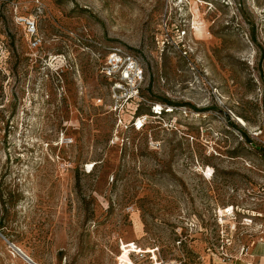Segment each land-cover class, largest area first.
Listing matches in <instances>:
<instances>
[{
    "label": "rangeland",
    "instance_id": "374dc122",
    "mask_svg": "<svg viewBox=\"0 0 264 264\" xmlns=\"http://www.w3.org/2000/svg\"><path fill=\"white\" fill-rule=\"evenodd\" d=\"M112 48L144 70L137 116ZM0 130V264H240L264 239V0H0Z\"/></svg>",
    "mask_w": 264,
    "mask_h": 264
},
{
    "label": "built area",
    "instance_id": "2783aa9c",
    "mask_svg": "<svg viewBox=\"0 0 264 264\" xmlns=\"http://www.w3.org/2000/svg\"><path fill=\"white\" fill-rule=\"evenodd\" d=\"M29 32L32 36L35 35L36 31L34 24H29ZM40 44L41 41L35 40V47L39 46ZM100 73L110 82L113 91V97L116 100L118 107H123L130 103H135L138 105L142 102L143 97L141 93L145 80V74L139 60L135 55L121 48L109 49L106 54L105 61L101 67ZM153 109H155V106ZM161 112V109L160 113L153 111V113L156 115H160ZM139 119L145 120L144 122H146L147 117H138L137 122ZM136 124L137 123L134 124V127L138 128ZM126 249H128L127 255ZM122 250H125V260H128L129 256L134 254L136 257L135 264H181L178 261H164L161 258L158 249H153L149 253H144L140 252V250H136V248H134V246L131 244L123 246ZM248 251V248H242L239 256H246ZM123 263L132 264V261Z\"/></svg>",
    "mask_w": 264,
    "mask_h": 264
},
{
    "label": "crops",
    "instance_id": "0c3cea01",
    "mask_svg": "<svg viewBox=\"0 0 264 264\" xmlns=\"http://www.w3.org/2000/svg\"><path fill=\"white\" fill-rule=\"evenodd\" d=\"M257 249L256 252H254ZM240 264H264V239L249 248L246 256H240Z\"/></svg>",
    "mask_w": 264,
    "mask_h": 264
},
{
    "label": "trees",
    "instance_id": "16d2710c",
    "mask_svg": "<svg viewBox=\"0 0 264 264\" xmlns=\"http://www.w3.org/2000/svg\"><path fill=\"white\" fill-rule=\"evenodd\" d=\"M141 95H142V97H143V94L141 93ZM144 98V97H143ZM163 103L165 104V105H167V106H174L173 105V103H171L170 101H163ZM139 112V106L137 105V108L135 109V112H134V116H137V113ZM162 112H163V110H162ZM162 112H161V114L160 115H162ZM172 113V112H171ZM139 114V113H138ZM149 116H155V114L154 113H150V114H148ZM147 115V116H148ZM248 142H250V141H248ZM262 156V158L264 157V151H263V154L261 155Z\"/></svg>",
    "mask_w": 264,
    "mask_h": 264
},
{
    "label": "bare ground",
    "instance_id": "6f19581e",
    "mask_svg": "<svg viewBox=\"0 0 264 264\" xmlns=\"http://www.w3.org/2000/svg\"><path fill=\"white\" fill-rule=\"evenodd\" d=\"M238 119V122L240 123V124H242V125H246L245 124V121L244 120H242L241 118H237ZM220 214H222V211L220 210ZM246 225V224H245Z\"/></svg>",
    "mask_w": 264,
    "mask_h": 264
},
{
    "label": "water",
    "instance_id": "95a60500",
    "mask_svg": "<svg viewBox=\"0 0 264 264\" xmlns=\"http://www.w3.org/2000/svg\"><path fill=\"white\" fill-rule=\"evenodd\" d=\"M23 257H24V259L28 262V263H30V264H34L29 258H27L26 256H24V255H22Z\"/></svg>",
    "mask_w": 264,
    "mask_h": 264
}]
</instances>
